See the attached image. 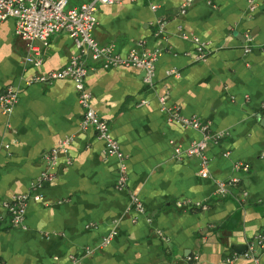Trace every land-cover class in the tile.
<instances>
[{
    "label": "crops",
    "instance_id": "crops-1",
    "mask_svg": "<svg viewBox=\"0 0 264 264\" xmlns=\"http://www.w3.org/2000/svg\"><path fill=\"white\" fill-rule=\"evenodd\" d=\"M183 1L123 0L97 8L99 43L112 42L121 53L161 50L152 86L141 68L88 60L94 65L85 76L90 103L127 156L125 188L115 185L116 157L105 154L92 127L80 126L73 80L26 82L68 61L76 51L70 35L34 40L42 61L33 65L24 59L30 47L14 33V19L0 22V92L9 84L18 90L12 111L0 108V264H252L242 256L247 240L264 233V0H192L181 13ZM182 30L206 42L204 59ZM163 93L183 114L224 132L208 142L207 176L199 174L198 156L174 154L175 145L202 132L168 121L159 108ZM68 136L53 179L37 188L43 199L30 198L23 226L11 225L5 202L29 190L47 167L44 153ZM237 159L249 169L221 195L215 180L234 174ZM129 190L144 205L135 220ZM234 252L237 258L224 260ZM257 254L264 264V250Z\"/></svg>",
    "mask_w": 264,
    "mask_h": 264
},
{
    "label": "built area",
    "instance_id": "built-area-1",
    "mask_svg": "<svg viewBox=\"0 0 264 264\" xmlns=\"http://www.w3.org/2000/svg\"><path fill=\"white\" fill-rule=\"evenodd\" d=\"M123 0H83L79 3H71L69 0H0V22L7 17L14 19V33L21 39L25 40L30 49L25 55V61L33 65H38L42 61L40 49L33 43L34 40H44L49 35L64 31L70 35L73 40L76 51L69 57L68 61L61 67L50 69L45 72L34 73L26 82H51L57 78L69 77L73 80L77 91L78 102L82 107V116L80 126L82 128L92 127L98 138L104 142V152L107 155L115 156L117 159V173L115 185L118 188L127 187V156L123 151L119 141L113 135L108 120L100 116L90 103V92L85 85V76L89 69H93L94 65L89 64L88 60L98 62L102 67L109 68L111 66H132L143 69V82L152 86L154 84L155 63L161 53L157 47L140 53L135 47H131L125 53L116 50L114 43H99L93 35V29L97 22V8L99 4H111ZM134 1V0H130ZM192 0H184L180 6V12L186 11V7ZM210 1V0H208ZM250 3L253 0H248ZM157 4L151 2V7L156 8ZM253 7V5H251ZM159 24L163 25V20L158 19ZM180 35L184 38H190L195 41L197 56L204 59L209 49L206 42L199 41L198 38L187 31H181ZM246 39H250L248 33L245 34ZM245 51L250 50L247 44ZM167 73H176L175 70L169 69ZM18 98V90L11 84L0 92V108L3 112L9 113ZM159 108L165 113L168 121L176 122L182 126H191L199 129L202 136L191 141L186 146L179 144L174 146V154L196 155L199 157V174L201 176L208 175V157L206 148L208 142H217L224 132L220 130H211L207 121H202L196 115L183 114L177 104L169 102L168 93L158 96ZM146 99H140L145 102ZM71 136L60 140L58 146L52 147L46 151L43 157L47 161V167L38 175L36 180L31 184L28 191L20 192L12 195L9 202H5L6 209L9 213V223L13 226H23L26 214L27 203L30 198L34 200H42L43 194L37 188L41 187L45 182H49L55 175L58 165L57 152L58 149H64L70 142ZM224 152L223 154H225ZM234 174L227 178H218L215 180L216 190L219 194L225 195L238 185L240 170L247 171L249 163L244 160L237 159L233 162ZM247 195L246 188H241L238 197L244 198ZM196 206H205L200 201L194 203ZM264 205V202H263ZM128 209L134 211L133 220L137 218L138 213L144 212V205L140 196L135 191L129 190ZM160 234V230H157ZM113 231L109 232L102 238V244H106ZM264 250V233L258 232L247 240L246 250L242 256L251 260L252 264H261L257 250ZM238 254L233 253L225 256V261H232L237 258ZM198 258V255H194Z\"/></svg>",
    "mask_w": 264,
    "mask_h": 264
}]
</instances>
